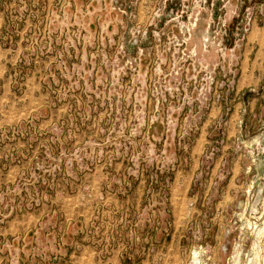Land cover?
<instances>
[{
	"label": "rangeland",
	"instance_id": "obj_1",
	"mask_svg": "<svg viewBox=\"0 0 264 264\" xmlns=\"http://www.w3.org/2000/svg\"><path fill=\"white\" fill-rule=\"evenodd\" d=\"M263 100L264 0H0V264H264Z\"/></svg>",
	"mask_w": 264,
	"mask_h": 264
},
{
	"label": "crops",
	"instance_id": "obj_2",
	"mask_svg": "<svg viewBox=\"0 0 264 264\" xmlns=\"http://www.w3.org/2000/svg\"><path fill=\"white\" fill-rule=\"evenodd\" d=\"M264 101V100H263ZM260 103H261V101H260Z\"/></svg>",
	"mask_w": 264,
	"mask_h": 264
}]
</instances>
